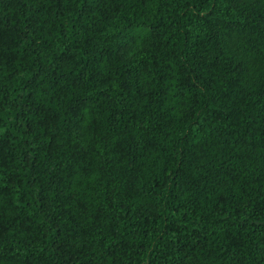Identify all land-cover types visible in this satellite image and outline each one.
Instances as JSON below:
<instances>
[{"label":"trees","instance_id":"1","mask_svg":"<svg viewBox=\"0 0 264 264\" xmlns=\"http://www.w3.org/2000/svg\"><path fill=\"white\" fill-rule=\"evenodd\" d=\"M0 264H264V0H0Z\"/></svg>","mask_w":264,"mask_h":264}]
</instances>
